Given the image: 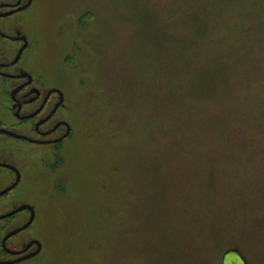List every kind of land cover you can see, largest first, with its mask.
<instances>
[{"label":"rangeland","instance_id":"obj_1","mask_svg":"<svg viewBox=\"0 0 264 264\" xmlns=\"http://www.w3.org/2000/svg\"><path fill=\"white\" fill-rule=\"evenodd\" d=\"M0 28L28 41L8 72L72 115L55 148L0 135L21 174L0 216L35 210L8 247L42 245L21 264H264V0H33ZM20 83L0 78L15 133ZM12 181L0 170V191Z\"/></svg>","mask_w":264,"mask_h":264},{"label":"flooded vegetation","instance_id":"obj_2","mask_svg":"<svg viewBox=\"0 0 264 264\" xmlns=\"http://www.w3.org/2000/svg\"><path fill=\"white\" fill-rule=\"evenodd\" d=\"M32 1L33 0H0V15L9 14L6 17H0V21L24 13L26 10H28L31 7ZM21 37H23V35H21L20 33L19 34L17 33L15 35H11L6 30L0 28V46L2 48V51L0 52V78L4 79V80L20 81L21 82L17 87H15L11 91L10 96H9V100L11 103L10 109L12 111L11 116L15 120L16 124L19 125V133H15L12 130H7L4 127L0 128V131L4 130V131L11 132L17 136L25 137L26 139H28L32 142H29V141L21 139V138L15 139V138H12V137L8 136L7 134H3V133H0V135L12 138L15 141L21 142L23 144L25 143V144L30 145V146L55 148L57 146L62 145V143L64 141H66L69 138V136L71 135V127H70L71 124L70 123H71L72 115L67 116V115H63L60 113L61 112L60 109L64 103V96H63L62 92H60L57 89H50L46 93L43 94L39 89L32 87L34 80L30 74H28L26 72H20L17 74L8 72L9 69L15 67L18 64V62L20 61V59L22 57L23 52L27 48V46H26V48L21 53L20 57L15 62V64L10 65L15 60L18 51L21 49V47L24 44L22 41H16L13 39L21 38ZM26 41H27V39H26ZM10 43H12L13 45L16 43L20 44V47L17 50L12 61H10V62L6 61L5 62L4 57L8 55V52H9L8 46ZM27 45H28V41H27ZM3 74L7 75V76H12V77H20L24 74H27L31 77V81H30V84L26 85L28 82L27 78L11 79V78H7V77L2 76ZM24 85H26V86H24ZM18 88H21V89L18 92H16L14 95V98H12V96H11L12 92ZM53 90L59 91L60 94L58 92H53ZM53 97H55V99ZM32 115H34V116L31 118H28L26 120L22 119L24 117H28V116H32ZM28 124H29L28 130L25 133L26 129L24 126H26ZM34 142H39V144L34 143ZM0 164H4V165L9 166L10 168H1L0 167V170L8 171L13 177L12 183L9 186H7L6 188L13 185L15 183L17 177H19V180H18L16 186L10 192H8L2 196V197H4V196L8 195L9 193H11L12 191H14L19 186V184L21 182V174L18 171V169L11 164L4 163V162H0ZM6 188H4V189H6ZM4 189H2V190H4ZM2 197H0V198H2ZM13 210H15V209H13ZM13 210H11V211H13ZM11 211H9V212H11ZM9 212H7V213H9ZM25 212L28 214V219H29L30 212L22 211V212L14 214L13 216H11L9 218H6L4 220H0V222H2V221L8 222L9 220L14 219L15 217L19 216L21 213H25ZM34 214H35V210H34ZM28 219H27V221H28ZM34 220H35V216H34L33 222H34ZM27 221L24 222L23 225H25L27 223ZM33 222L29 227H27L25 230L19 232L18 234L14 235L13 237H15V236L19 235L20 233L28 230L33 225ZM22 226H20V227H22ZM20 227H18V228H20ZM18 228H16V229H18ZM7 234H5V235H7ZM5 235L0 240V255L6 256L8 259L7 260H0V262L13 261L19 257L32 255V254L36 253L37 250L39 249V252L35 256L26 260V261H29V260L35 258L36 256H38L42 251L41 243L35 239L29 240L21 249H18V250L10 249L8 247L7 243L13 237H11L10 239H8L5 242V248H6V250H5L2 247V240L5 237ZM31 243H33V244L31 246H29ZM20 252H23V253L19 254V255L11 254V253H20ZM26 261H24V262H26ZM24 262H21V263H24ZM21 263H19V264H21Z\"/></svg>","mask_w":264,"mask_h":264},{"label":"water","instance_id":"obj_3","mask_svg":"<svg viewBox=\"0 0 264 264\" xmlns=\"http://www.w3.org/2000/svg\"><path fill=\"white\" fill-rule=\"evenodd\" d=\"M25 8H26V7H25ZM23 9H24V8H23ZM8 15H9V14H6V15H0V17H6V16H8ZM13 40H16V41H22L24 44H23V46L21 47V49L18 51L15 60H14L10 65H14V64H15V62L18 60V58L20 57L21 53L24 51V49H25L26 46H27V41H26V39H25L24 37H21V38H15V39H13ZM2 76L7 77V78H11V79L27 78V79H28V82H27L26 85L30 84V81H31V77H30L29 75H27V74H24V75H22V76H20V77H12V76L4 75V74H3ZM26 85H24V86H26ZM20 89H21V88H18V89L14 90V91L12 92V94H11L12 98H14L15 93L18 92ZM34 92H35V91H34ZM53 92H58V93L60 94V92L57 91V90H53ZM34 115H35V114H34ZM34 115H32V116H28V117H24V118H22V119H23V120H26V119H28V118L33 117ZM0 133L7 134L8 136H10V137H12V138H15V139H19V138H21V139L27 140V141H29V142H32V141L26 139L25 137L17 136V135H15V134H13V133H11V132H8V131H4V130H2V131H0ZM34 143H38V144H39V142H34ZM0 167H1V168H10L9 166L4 165V164H0ZM18 180H19V177H17V179H16V181H15V183H14L13 185H11L10 187H8V188H6V189L0 191V197H2L3 195H5L6 193L10 192V191L16 186ZM22 211H28V212H30V217H29V219H28V221H27V223H26L25 225H23L22 227H20V228H18V229H15V230L9 232L7 235H5V237H4L3 240H2V247H3L5 250H6V248H5V242H6L8 239H10L11 237H13L14 235L18 234L19 232H21V231L25 230L27 227H29V226L32 224V222H33V219H34L35 214H34V210H33L32 207H30V206H28V205H22V206L18 207L17 209H15V210H13V211H11V212H9V213H6V214L0 216V220H4V219H6V218H9V217L13 216V215L16 214V213L22 212ZM32 244H33V243H31L29 246H31ZM23 252H24V251H23ZM23 252H20V253H11V254H13V255H19V254H22ZM38 252H39V249L37 250L36 253H34V254H32V255L19 257V258L13 260V261L0 262V264H19V263H21V262H24V261H26V260L32 258V257L35 256ZM227 257H234V258H236V260L238 261V262H237L238 264H239V263H240V264H244L243 260L237 255V252H236V251H233V250H231V251H227V252L224 254L223 259L225 260Z\"/></svg>","mask_w":264,"mask_h":264}]
</instances>
